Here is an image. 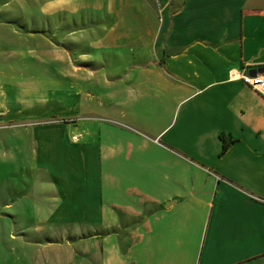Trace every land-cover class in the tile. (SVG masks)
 <instances>
[{"label": "crops", "instance_id": "crops-1", "mask_svg": "<svg viewBox=\"0 0 264 264\" xmlns=\"http://www.w3.org/2000/svg\"><path fill=\"white\" fill-rule=\"evenodd\" d=\"M101 6L86 45L117 72L38 142L33 264H264V98L229 74L264 73V0Z\"/></svg>", "mask_w": 264, "mask_h": 264}, {"label": "rangeland", "instance_id": "rangeland-1", "mask_svg": "<svg viewBox=\"0 0 264 264\" xmlns=\"http://www.w3.org/2000/svg\"><path fill=\"white\" fill-rule=\"evenodd\" d=\"M101 1L0 0V264H33L35 243L51 236L36 226L39 195L52 192L39 140L85 124L87 93L117 72L86 45L102 28Z\"/></svg>", "mask_w": 264, "mask_h": 264}, {"label": "built area", "instance_id": "built-area-1", "mask_svg": "<svg viewBox=\"0 0 264 264\" xmlns=\"http://www.w3.org/2000/svg\"><path fill=\"white\" fill-rule=\"evenodd\" d=\"M229 74L230 79L242 81L247 87L251 88L264 98V73L251 75L249 72L232 69Z\"/></svg>", "mask_w": 264, "mask_h": 264}, {"label": "trees", "instance_id": "trees-1", "mask_svg": "<svg viewBox=\"0 0 264 264\" xmlns=\"http://www.w3.org/2000/svg\"><path fill=\"white\" fill-rule=\"evenodd\" d=\"M221 138L223 139V142H224V144H223V151H224L227 149L230 142L226 140L224 134H221Z\"/></svg>", "mask_w": 264, "mask_h": 264}, {"label": "water", "instance_id": "water-1", "mask_svg": "<svg viewBox=\"0 0 264 264\" xmlns=\"http://www.w3.org/2000/svg\"><path fill=\"white\" fill-rule=\"evenodd\" d=\"M261 72H264V70H262ZM250 74L251 75H255L256 74V71H251Z\"/></svg>", "mask_w": 264, "mask_h": 264}]
</instances>
